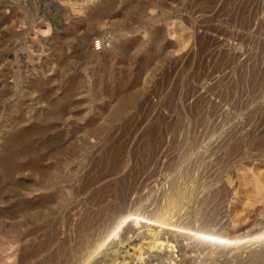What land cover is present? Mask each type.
<instances>
[{
  "label": "rangeland",
  "instance_id": "rangeland-1",
  "mask_svg": "<svg viewBox=\"0 0 264 264\" xmlns=\"http://www.w3.org/2000/svg\"><path fill=\"white\" fill-rule=\"evenodd\" d=\"M254 132L264 133V0H0V264L77 260L99 228L80 230L97 191L120 183L117 220L137 217L162 202L181 172L205 196L225 194L214 216L206 207L189 220L195 240L212 238L194 264L249 263L264 244V196L255 207L245 202L240 169L264 181V149L246 146L236 157L223 144ZM15 136L25 171L4 179L1 159ZM207 143L210 158L195 167L191 153H205ZM62 148L64 194L47 197L53 190L35 191L30 167L41 157L42 168L54 169L51 156ZM90 178L101 182L88 188ZM112 243L105 253L113 259L103 252L94 264L131 261L127 245ZM190 252L169 249L167 260L147 264H192Z\"/></svg>",
  "mask_w": 264,
  "mask_h": 264
},
{
  "label": "bare ground",
  "instance_id": "bare-ground-1",
  "mask_svg": "<svg viewBox=\"0 0 264 264\" xmlns=\"http://www.w3.org/2000/svg\"><path fill=\"white\" fill-rule=\"evenodd\" d=\"M118 54H120V53L119 52L114 53L115 56ZM136 97L137 96L133 94V95H129L128 97L120 99L116 110L114 111V113L113 112L111 113L109 121L113 122L114 118L118 117L120 113L124 112L130 105H132L135 102ZM104 131H106L105 128L97 129V130L92 131L90 135L91 136H97ZM20 139H21L20 136L19 137L18 136L13 137L10 140V142L7 144V147L4 150V154H3V157L1 159V164L3 165L2 167H4V171H3V178L4 179H12L15 174L22 173L25 171V166L18 165V160L21 157L26 155L25 153H23L22 151L17 149V145L20 142ZM211 139L213 140V138H211ZM212 142H215V140H213ZM208 144L209 143H207L206 146H204V147L201 146L202 148H205V150H206L205 153H203L204 150H203V152H201L202 150L200 151L199 149L196 150L195 153H191V154H193L192 156H194L192 159L194 163H192V161H191V163L195 167L199 168L203 164L204 161H207V159L205 160V156H206L207 152L209 151L208 150ZM223 145L225 146V150H224V151H226L224 153L225 155H231V156L237 155L236 157H241L243 147H246V146L249 147L250 146V147H257V148H263L264 149V133L259 134L258 132H254L253 134L249 135L245 139H238L235 142L229 143V144H227L225 142ZM261 152H264V150ZM246 153H248V152H246ZM66 154H67V151L62 148V149L57 150L51 156V158H53V160L56 162V164H55L56 167L54 169L53 168H50V169L42 168L41 163L45 159L41 158V157L38 158L36 162L32 163L30 169L33 172V174L35 176H38L40 179L39 183H37V187L35 188L36 189L35 191H40L43 189H46V190L52 189L53 193H51L47 197L54 196V195H58L61 197L63 196L64 190H63L62 185H61L63 183V179H64V177L62 176V165L64 162L63 157L66 156ZM251 154H253V153H251ZM255 154H253V155L255 156ZM208 155H210V153H208ZM243 155H244V153H243ZM192 156H190V157L192 158ZM214 156L215 155H213V157ZM190 157H188V158H190ZM227 157H229V156H227ZM246 158L248 159V157H246ZM249 159H250V157H249ZM247 161H249V160H247ZM251 161H252V159H251ZM204 163H206V162H204ZM245 163H244L243 167L245 166ZM188 164H190V161ZM226 166H227V164H226ZM180 168H183V167H180ZM200 170H201V168H200ZM240 170L243 171V174L240 176V186H243L246 189H245V191L242 190L238 194L239 195L244 194L245 195V202L247 204H249L250 207H252V206L255 207V205L257 203H259L260 200L263 199L264 181H263L260 174H257V173L250 174V173H248V172H250V170H247V169H246L247 171L244 169H240ZM181 174H182L181 175V181L176 180L171 185V187L168 189V191L164 194L163 199L161 198L162 202L160 204L157 203L158 205L157 206L155 205L156 207H154L151 211H149L145 215H138L137 217L136 216L134 217V215H129L127 217L120 218V220H117V216H119V213L121 212V197H122L121 186L122 185H120V183H115V185L113 187V182H112V185L107 186V187L97 191L94 195V197H95L94 202L95 203H94L93 207L90 209V211L84 216V218H82L81 226H80V230L87 233V234H88V232H92L93 230H95L96 227L99 226V228H97L98 231L92 232V234L94 232H95V234L97 233L95 236L96 237L95 239H97V240L94 241L95 239H93L91 241V238H90V239H88V243H89V240L91 242L89 244L86 242L87 245L85 246V248H83V249L81 248L83 250L82 251L83 256L80 254V256H82V258H83V261H82L83 263H81V264H94V262L98 259L99 256L102 257L101 255L103 252L104 253L105 252L110 253V250L108 248H110L109 245L112 246V244H113L112 242H114V243L116 242L117 244L124 243L125 246L127 245L130 248V251H128L129 252L128 255H130L129 258H131V261L128 262L127 259L124 258L123 256L119 257V255H117L114 257H117V258L119 257V258L115 259L112 264H130V263L131 264H147L148 261L149 262L160 261V263H162V261L168 259L169 255L167 256V253H168L169 249H173L174 252L175 251L178 252V249H180L182 247L191 248L192 252H190L191 255L189 254L190 256L188 255V257L192 258L193 260H190L189 262L190 263L192 262V264L196 263L194 260L195 256L196 257L199 256V252L204 248V246L206 244L208 245L210 242H212V240H211L212 238L211 239L198 238L195 240V235L192 234L191 229H189L190 228L189 223H191V222H189V220H190V218H192L193 215H195V214L200 215L201 213H203L202 210H204L203 208H206V207H208V208H206V212L209 211L210 216H212L213 213L215 212V208H216V207H214V205H216V203L219 202L220 198L222 196L224 197L225 194H224V190H222L219 193H215L211 197L205 196L206 194L204 195L200 191L199 185H196L197 183H195V177L194 176H192V175L190 176L186 172H181ZM113 175L114 174H113V166H112L110 168V170H108V174L105 177H103V179L112 178ZM100 182H98L94 178H90L89 181L87 182V187L90 188L88 185L95 186L97 183H100ZM85 186H86V183H85ZM85 186H84V190H86ZM212 186L214 187V185H212ZM217 187L218 186H216V188ZM109 188H110V191L107 194V190ZM207 195H208V193H207ZM46 203H47L46 201H43L42 203H40V206L45 207ZM27 211H30V210H27ZM20 212H22V211H20ZM207 215H208V213H207ZM40 216H43L44 219L48 218L45 213H43ZM30 217H33V216L30 215ZM194 223H196V222H194ZM198 226L199 225H197L196 227L198 228ZM205 226L207 227L208 225H205ZM201 230L202 229H199L197 231H201ZM83 234L84 233H82L81 235H83ZM91 236L92 235H90V237ZM200 236H201V234H200ZM210 236L212 237V235H210ZM198 237H199V235H198ZM219 238H218V240H219ZM45 245L42 244V246H45ZM218 245H219V242H218ZM218 245H214V246L217 247ZM81 247H84V245H81ZM119 247H120V245H119ZM119 247H118V249H119ZM209 247H211V245ZM127 248H126V250H127ZM217 248H214L213 250H215ZM105 249H108L109 251H107V250L105 251ZM210 249H209V252L213 251ZM220 249L222 251L221 247H220ZM220 249H219V251H220ZM112 250H113V248H112ZM193 251H194V253H193ZM252 252H253V250H252ZM123 253H121V254H123ZM125 253H126V251H125ZM105 254L107 256L108 253H105ZM176 254H178V253H176ZM194 254H195V256H194ZM212 254H214V253H212ZM215 254H216V252H215ZM225 254H227V253H225ZM113 255H115V253ZM220 255L223 256V254H220ZM26 256H28V255H26ZM80 256L78 258H80ZM100 257H99V259H101ZM104 257H103V259L107 258V261H108V257H109V259L110 258L113 259V257L110 256V254L107 257H105V258ZM186 257H187V254H186ZM212 257H214V256H212ZM78 258H77V260H76V256L73 259L67 258L68 261H65V263L66 264H80V263H78L79 262ZM178 258H179V256H177V259ZM218 258H219V256H218ZM103 259H101V260H103ZM101 260H99V261H101ZM263 260H264V244L258 253L252 254L250 260H248L249 263H246V262L245 263L246 264H261V262ZM208 262H210V261H208ZM208 262L206 261L205 264H208ZM181 263L185 264V262H181ZM222 264H224V263L222 262ZM225 264H227V263H225Z\"/></svg>",
  "mask_w": 264,
  "mask_h": 264
},
{
  "label": "built area",
  "instance_id": "built-area-1",
  "mask_svg": "<svg viewBox=\"0 0 264 264\" xmlns=\"http://www.w3.org/2000/svg\"><path fill=\"white\" fill-rule=\"evenodd\" d=\"M95 49H96L97 51L102 50V44H101V42H98V43L95 44Z\"/></svg>",
  "mask_w": 264,
  "mask_h": 264
}]
</instances>
